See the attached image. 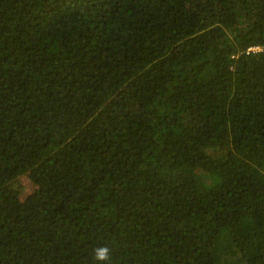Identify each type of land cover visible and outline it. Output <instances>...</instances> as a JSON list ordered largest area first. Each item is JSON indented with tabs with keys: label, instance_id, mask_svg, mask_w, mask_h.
<instances>
[{
	"label": "trees",
	"instance_id": "trees-1",
	"mask_svg": "<svg viewBox=\"0 0 264 264\" xmlns=\"http://www.w3.org/2000/svg\"><path fill=\"white\" fill-rule=\"evenodd\" d=\"M0 264H264V0H0Z\"/></svg>",
	"mask_w": 264,
	"mask_h": 264
},
{
	"label": "clouds",
	"instance_id": "clouds-1",
	"mask_svg": "<svg viewBox=\"0 0 264 264\" xmlns=\"http://www.w3.org/2000/svg\"><path fill=\"white\" fill-rule=\"evenodd\" d=\"M95 261H109L110 249L107 246L98 247L94 250Z\"/></svg>",
	"mask_w": 264,
	"mask_h": 264
},
{
	"label": "rangeland",
	"instance_id": "rangeland-1",
	"mask_svg": "<svg viewBox=\"0 0 264 264\" xmlns=\"http://www.w3.org/2000/svg\"><path fill=\"white\" fill-rule=\"evenodd\" d=\"M20 180L24 193H30L35 189L34 183L28 178L27 175H22Z\"/></svg>",
	"mask_w": 264,
	"mask_h": 264
},
{
	"label": "built area",
	"instance_id": "built-area-1",
	"mask_svg": "<svg viewBox=\"0 0 264 264\" xmlns=\"http://www.w3.org/2000/svg\"><path fill=\"white\" fill-rule=\"evenodd\" d=\"M256 49H258V48L257 47H252V48H249L248 51H250V50H256Z\"/></svg>",
	"mask_w": 264,
	"mask_h": 264
}]
</instances>
